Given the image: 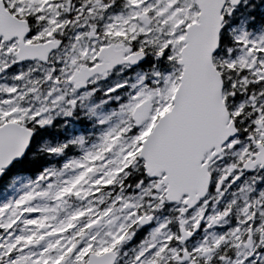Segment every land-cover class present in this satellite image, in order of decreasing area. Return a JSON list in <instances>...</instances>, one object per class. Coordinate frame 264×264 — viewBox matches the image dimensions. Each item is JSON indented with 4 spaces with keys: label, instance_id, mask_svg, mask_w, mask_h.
Here are the masks:
<instances>
[{
    "label": "snow or ice",
    "instance_id": "1",
    "mask_svg": "<svg viewBox=\"0 0 264 264\" xmlns=\"http://www.w3.org/2000/svg\"><path fill=\"white\" fill-rule=\"evenodd\" d=\"M0 264H264V0H0Z\"/></svg>",
    "mask_w": 264,
    "mask_h": 264
}]
</instances>
